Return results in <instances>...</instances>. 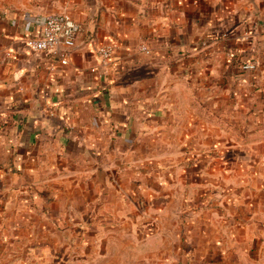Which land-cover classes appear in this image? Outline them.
<instances>
[{"label": "crops", "instance_id": "0c3cea01", "mask_svg": "<svg viewBox=\"0 0 264 264\" xmlns=\"http://www.w3.org/2000/svg\"><path fill=\"white\" fill-rule=\"evenodd\" d=\"M65 12L81 31L61 66L26 41ZM256 59L264 0H0V264H229L216 237L139 251L132 233L143 207L161 232L226 215L218 189L264 149Z\"/></svg>", "mask_w": 264, "mask_h": 264}, {"label": "rangeland", "instance_id": "374dc122", "mask_svg": "<svg viewBox=\"0 0 264 264\" xmlns=\"http://www.w3.org/2000/svg\"><path fill=\"white\" fill-rule=\"evenodd\" d=\"M242 156L245 157L241 162L244 165L238 166L242 170V176L231 180L227 186L228 190L225 192L224 189L221 192L218 189L219 194L214 197V201L218 204L215 208H224L223 215L227 212L223 217L218 215L216 219L218 224H208V222L193 224L190 219L194 220L195 218L187 216V214L184 218L182 216L179 218L184 220V224H175L173 229L161 232L156 228L157 212L146 213L143 207L138 213L136 223H134L137 224V228L132 233V236L141 238L138 241L139 251L141 247L145 248L141 243L151 236L216 237L219 242L215 248H225L224 252L229 255V257L227 255L229 264H264V149L252 148L244 151ZM258 156L263 159L262 164L257 161ZM187 195H189L188 192ZM175 200H177L176 196ZM210 205L207 204L201 208L208 211ZM166 219L162 218L163 221ZM211 257L215 261L221 259V256L217 254L215 257ZM190 258L187 256L186 264L194 262L189 260ZM139 264L149 263L139 261Z\"/></svg>", "mask_w": 264, "mask_h": 264}, {"label": "built area", "instance_id": "2783aa9c", "mask_svg": "<svg viewBox=\"0 0 264 264\" xmlns=\"http://www.w3.org/2000/svg\"><path fill=\"white\" fill-rule=\"evenodd\" d=\"M81 31L80 24L68 13L51 14L46 17L41 35L26 41L27 48L34 54H45L51 62L61 66L69 64L71 50L75 48ZM119 50L116 42H109L97 48V56L102 65H107ZM139 52L151 56L152 51L146 43L138 46ZM264 69V61L250 60L241 66L244 73Z\"/></svg>", "mask_w": 264, "mask_h": 264}]
</instances>
